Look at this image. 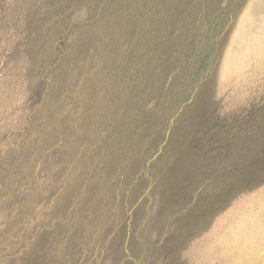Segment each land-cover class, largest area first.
I'll return each mask as SVG.
<instances>
[{"label": "trees", "instance_id": "obj_1", "mask_svg": "<svg viewBox=\"0 0 264 264\" xmlns=\"http://www.w3.org/2000/svg\"><path fill=\"white\" fill-rule=\"evenodd\" d=\"M244 1L0 0L27 92L0 135L11 262L153 264L185 217L264 178V78L218 80Z\"/></svg>", "mask_w": 264, "mask_h": 264}, {"label": "rangeland", "instance_id": "obj_2", "mask_svg": "<svg viewBox=\"0 0 264 264\" xmlns=\"http://www.w3.org/2000/svg\"><path fill=\"white\" fill-rule=\"evenodd\" d=\"M4 13L0 17V135L9 122L2 119H11V123L23 114L27 93L23 80L12 79V71L4 65V49L9 52L13 41L12 29L5 26L13 15ZM228 35L218 80L226 85L232 83L231 88L241 82L257 85L256 80L264 78V0H245ZM14 67L18 69L21 64ZM14 108L18 112L12 115ZM249 189L252 190L240 194L231 192L218 198L215 208L220 209L215 218L209 212L185 217L183 234L171 233L166 239L165 256L153 264H264V178L252 182ZM157 208L153 202L148 217L151 222L157 219ZM28 237L29 231L23 230L17 238L23 242ZM12 251L9 244L0 250V264H14Z\"/></svg>", "mask_w": 264, "mask_h": 264}]
</instances>
